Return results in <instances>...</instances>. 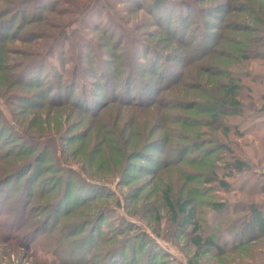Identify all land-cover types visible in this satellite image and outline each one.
<instances>
[{"label": "rangeland", "instance_id": "374dc122", "mask_svg": "<svg viewBox=\"0 0 264 264\" xmlns=\"http://www.w3.org/2000/svg\"><path fill=\"white\" fill-rule=\"evenodd\" d=\"M237 204L264 214V0H0V264H246Z\"/></svg>", "mask_w": 264, "mask_h": 264}, {"label": "trees", "instance_id": "16d2710c", "mask_svg": "<svg viewBox=\"0 0 264 264\" xmlns=\"http://www.w3.org/2000/svg\"><path fill=\"white\" fill-rule=\"evenodd\" d=\"M236 149L237 148L235 146L232 147L231 153L234 154L235 151L237 152L238 150H236ZM238 212H247V213H250V215H248L246 217V219L243 220L244 223L242 224V228H241V231L239 234L241 237L240 241L238 243H233L231 245V247H227V245L223 246L224 249H230L231 248V253H233L237 250H240L241 248H243L244 246H246L248 244L256 242L262 236V232L260 231V225L264 220V214L260 215L259 208L254 207V206H248L247 207V205L246 206L244 205V207H243L239 204H237L236 207L231 206V216L235 215ZM233 227H234V223H231V229ZM216 246L218 247V249L220 248V245H216ZM216 246H215V248H216ZM209 248L212 249V247H209ZM222 251H226V250H222ZM249 252H251V253H249ZM249 252H247V251L245 252L246 254H248L247 259L249 260L248 263H246V264H264V255L262 254L261 251L259 253L258 249H256L254 252H252V251H249Z\"/></svg>", "mask_w": 264, "mask_h": 264}]
</instances>
